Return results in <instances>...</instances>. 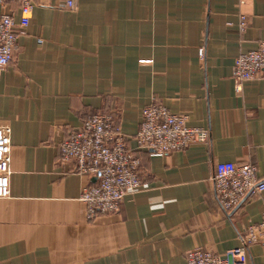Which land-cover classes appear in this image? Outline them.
<instances>
[{"label": "crops", "instance_id": "1", "mask_svg": "<svg viewBox=\"0 0 264 264\" xmlns=\"http://www.w3.org/2000/svg\"><path fill=\"white\" fill-rule=\"evenodd\" d=\"M74 2L34 0L0 73V127L12 129L0 264H188L195 248L225 254L241 238L248 264H264V192L227 215L210 181L221 162L253 164L264 180V81L237 92L233 78L236 58L264 40V0ZM0 13L21 18L16 2ZM151 103L187 114L189 127L209 130L207 143L164 157L138 150ZM101 111L140 159L142 188L90 219L80 198L96 180L61 162L59 147Z\"/></svg>", "mask_w": 264, "mask_h": 264}, {"label": "built area", "instance_id": "2", "mask_svg": "<svg viewBox=\"0 0 264 264\" xmlns=\"http://www.w3.org/2000/svg\"><path fill=\"white\" fill-rule=\"evenodd\" d=\"M19 4L21 18L0 13V73L10 64L19 38L25 33L34 9V0H0ZM69 8L74 0H63ZM241 4H245L244 1ZM249 25L241 14L240 32ZM41 43V41H40ZM204 55V49L199 50ZM233 78L237 92L245 82L264 81V40L256 50L241 53L235 60ZM189 116L170 111L166 106L151 103L141 115L135 136L138 150H146L151 157H164L209 140V130L188 126ZM11 133L10 127H0V198L11 194ZM60 161L74 162L76 172L95 178L96 183L86 187L80 200L86 205L88 218L119 211L122 202L142 188L141 161L128 147V138L112 114L95 112L86 116L82 128L68 135L60 144ZM253 164L221 162L215 167L211 185L216 202L231 215L241 206L264 192V180L257 175ZM240 246L225 254L195 248L187 253L188 264H248L247 242L241 238Z\"/></svg>", "mask_w": 264, "mask_h": 264}]
</instances>
